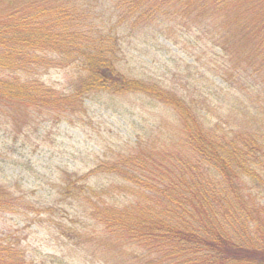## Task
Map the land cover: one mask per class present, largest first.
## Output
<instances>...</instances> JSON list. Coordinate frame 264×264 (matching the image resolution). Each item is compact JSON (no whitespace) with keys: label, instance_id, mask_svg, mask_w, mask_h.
Instances as JSON below:
<instances>
[{"label":"trees","instance_id":"obj_1","mask_svg":"<svg viewBox=\"0 0 264 264\" xmlns=\"http://www.w3.org/2000/svg\"><path fill=\"white\" fill-rule=\"evenodd\" d=\"M92 7L85 0H0V116L77 112L84 96L141 93L174 109L171 135L192 148L196 160L179 155L175 169L161 157L176 152L147 151L157 141L151 139L85 174L64 173L63 194L76 197L80 206L85 201L84 212L98 228L80 243L91 248L94 241L106 264H264V107L255 106L257 131L240 136L237 144L234 134L217 131L223 118L209 120L196 98L129 77L117 66L119 33L166 15L191 19L200 32L213 26L209 40L225 63L236 47L245 46L246 65L264 74V0H115L108 9L117 21L109 16L101 23ZM50 67L69 69L67 93L38 80ZM161 131L162 144L169 145L168 128ZM96 173L123 180L126 186L109 189L132 199L122 206L106 202L108 189L87 184ZM7 199L10 191L0 186V207ZM0 264L24 263L0 243Z\"/></svg>","mask_w":264,"mask_h":264},{"label":"rangeland","instance_id":"obj_2","mask_svg":"<svg viewBox=\"0 0 264 264\" xmlns=\"http://www.w3.org/2000/svg\"><path fill=\"white\" fill-rule=\"evenodd\" d=\"M85 1L93 6L96 22L109 16L117 21L108 9L115 0ZM157 19L149 25L140 21L132 30L127 27L119 33L122 49L117 66L121 72L162 84L179 96L196 98L209 120L218 119L216 114L223 118L217 131L226 137L234 134L237 144L243 141L240 136L257 131L260 124L255 109L264 107V74L246 65L245 46L236 47L233 60L225 63L221 50L209 40L215 33L213 26L200 32L191 19L167 20L166 15ZM36 76L42 84L67 93L68 68L50 67ZM175 117L174 109L135 92L84 96L77 112H31L19 118L1 115L0 186L10 191L11 200L0 207V243L15 249L24 264H106L104 256L94 250V241L91 248L80 243L98 228L84 212L85 201L80 206L76 197L63 194L62 177L64 173L85 174L99 162L114 160L132 151L138 142L151 139L157 141L147 151L166 148L171 154L176 152L161 157L173 168L179 155L183 161L196 160L192 148L171 135L176 132ZM205 125L208 127L207 122ZM165 128L171 136L169 145L161 142ZM201 166L203 169L204 161ZM123 182L96 173L87 184L111 193L109 188L126 186ZM131 199L117 191L105 197L113 206L126 205Z\"/></svg>","mask_w":264,"mask_h":264}]
</instances>
